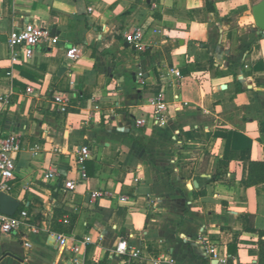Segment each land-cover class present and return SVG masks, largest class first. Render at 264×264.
I'll return each instance as SVG.
<instances>
[{
    "label": "crops",
    "instance_id": "obj_1",
    "mask_svg": "<svg viewBox=\"0 0 264 264\" xmlns=\"http://www.w3.org/2000/svg\"><path fill=\"white\" fill-rule=\"evenodd\" d=\"M259 1L0 0V132L24 141L8 194L29 216L0 232V264H69L61 233L90 237L86 264H123L120 239L166 264H221L203 239L226 264H264V179L247 184L264 166ZM24 26L57 41L24 58L8 45Z\"/></svg>",
    "mask_w": 264,
    "mask_h": 264
},
{
    "label": "built area",
    "instance_id": "obj_2",
    "mask_svg": "<svg viewBox=\"0 0 264 264\" xmlns=\"http://www.w3.org/2000/svg\"><path fill=\"white\" fill-rule=\"evenodd\" d=\"M126 42L133 45L135 48H140V41L142 34L139 29H135L133 32L126 34ZM57 38L52 36L49 30L44 27L24 26L18 29H13L8 36V45L12 50L15 47L22 48L24 58H29L32 54L33 48L40 42H49L55 44ZM78 53L76 46H73L66 51V57L70 60L75 59ZM11 60L14 62L17 60V55L12 54ZM175 76L180 77V73L175 71ZM30 91V89H27ZM54 102L60 111L65 112L67 110L68 99L63 96H54ZM173 102H180L177 94L173 95ZM150 104L153 108L155 118L163 113L167 108V102L161 96H155ZM141 123V121H137ZM23 138L18 134H3L0 132V193H6L10 191L11 181L14 177L15 170V158L23 149ZM88 156V150L85 146L80 148L79 160L82 162L85 157ZM82 177H85L82 171ZM53 173L49 172L47 177H52ZM65 187L73 190L75 183L69 181L65 184ZM92 197L102 196L100 192L91 193ZM29 221L28 212L25 208L17 209L16 212L11 215H5L0 211V232L12 233ZM58 246L64 247L69 253V264H86L85 247L91 242L90 237H84L82 240H77L73 237H69L67 234L61 233L55 235ZM24 245L29 247V243L25 242ZM204 252L211 259H217L221 264L227 263L226 257H219L217 246L209 243L203 239ZM113 253L122 260L123 264H166L168 258L162 254H150L144 252L140 247H134L128 243L125 239H120L116 243Z\"/></svg>",
    "mask_w": 264,
    "mask_h": 264
},
{
    "label": "water",
    "instance_id": "obj_3",
    "mask_svg": "<svg viewBox=\"0 0 264 264\" xmlns=\"http://www.w3.org/2000/svg\"><path fill=\"white\" fill-rule=\"evenodd\" d=\"M254 19L255 29L253 32L264 37V0H260L251 8ZM225 85L222 86L224 88ZM20 203L14 197L6 193H0V211L8 216L13 215L18 209Z\"/></svg>",
    "mask_w": 264,
    "mask_h": 264
},
{
    "label": "trees",
    "instance_id": "obj_4",
    "mask_svg": "<svg viewBox=\"0 0 264 264\" xmlns=\"http://www.w3.org/2000/svg\"><path fill=\"white\" fill-rule=\"evenodd\" d=\"M253 165L256 169V173L254 171V174H253V171L250 170V173L248 174V179H247L248 185L256 184L260 180L264 179V166H263V164L262 163H255V162L250 164V166H253ZM59 215H61V214H58V216ZM56 219H57V216H56ZM71 219L73 220V217H71Z\"/></svg>",
    "mask_w": 264,
    "mask_h": 264
}]
</instances>
